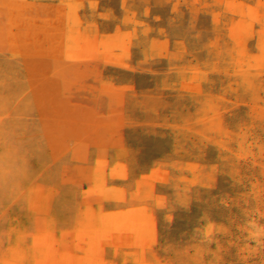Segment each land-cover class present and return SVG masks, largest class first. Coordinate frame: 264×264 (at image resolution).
<instances>
[{
	"label": "rangeland",
	"instance_id": "374dc122",
	"mask_svg": "<svg viewBox=\"0 0 264 264\" xmlns=\"http://www.w3.org/2000/svg\"><path fill=\"white\" fill-rule=\"evenodd\" d=\"M0 264H264V0H0Z\"/></svg>",
	"mask_w": 264,
	"mask_h": 264
}]
</instances>
